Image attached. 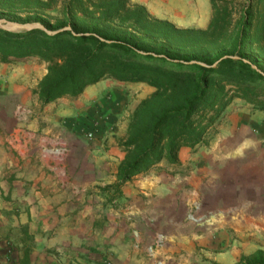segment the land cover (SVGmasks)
Listing matches in <instances>:
<instances>
[{
  "label": "crops",
  "instance_id": "obj_1",
  "mask_svg": "<svg viewBox=\"0 0 264 264\" xmlns=\"http://www.w3.org/2000/svg\"><path fill=\"white\" fill-rule=\"evenodd\" d=\"M133 1L158 17L177 21L164 12L159 0ZM206 11L208 16V5ZM47 72V63L38 57L0 61V258L4 264L23 260L25 254H17L23 247L30 249L32 264H155L143 250L131 247L133 226L147 233L153 218L169 236V243L156 254L165 253L168 264L240 260L241 240L229 238L227 250L215 252L210 248L220 242L211 239L214 230L180 222L187 185L203 193L208 168L202 162L190 175L152 168L137 174L120 193L105 189L118 181L126 155L122 143L135 108L154 87L106 77L78 96L67 94L43 103L36 91ZM58 139L69 146L64 162L42 151ZM189 151L190 147L181 148L179 166L190 164ZM245 211L231 221L232 227L244 228ZM23 230L30 242L21 237ZM199 245L206 247L200 250L207 254L196 253Z\"/></svg>",
  "mask_w": 264,
  "mask_h": 264
},
{
  "label": "trees",
  "instance_id": "obj_2",
  "mask_svg": "<svg viewBox=\"0 0 264 264\" xmlns=\"http://www.w3.org/2000/svg\"><path fill=\"white\" fill-rule=\"evenodd\" d=\"M210 2L208 26L185 28L131 0H0V18L40 23L0 27V61L46 62L43 103L106 77L154 87L135 108L118 181L105 187L120 193L162 161L180 163L182 147L206 142L235 99L264 110V0ZM235 264H264V248Z\"/></svg>",
  "mask_w": 264,
  "mask_h": 264
},
{
  "label": "rangeland",
  "instance_id": "obj_3",
  "mask_svg": "<svg viewBox=\"0 0 264 264\" xmlns=\"http://www.w3.org/2000/svg\"><path fill=\"white\" fill-rule=\"evenodd\" d=\"M159 1L163 5L164 12L166 14L171 13V16L177 19V21H171L180 27L206 28L210 22L212 16L210 0ZM207 5L210 10L208 16L207 11L205 12ZM149 12L153 14L151 11ZM0 20L18 23L22 26L18 29L13 28L14 31L25 29L34 23L40 25L38 22L22 23L5 18H0ZM144 89L142 88V90ZM187 155L190 162L187 166L181 167L179 166L181 163L171 164L164 160L161 162L162 164L159 163L152 167L156 171L166 170L181 176L190 175V172L200 162L208 168V171L205 170L206 175L203 179V193H199L198 189L187 185L186 206L182 217H180V222H189L194 224L196 228L214 230V237L211 239L220 242L219 245L210 248L215 252L227 250L229 238L242 241L241 257L251 255L258 248H264V110L255 108L241 99H235L215 121L207 135L206 142L190 147ZM151 169L142 173L147 174ZM196 205L199 206V209H196ZM243 210H246L244 215L246 220L243 222L245 226L242 230H238L232 227L230 223L235 219H240ZM193 211H197V214L202 217L199 222L189 217ZM149 226L150 231L147 233L138 226H133L131 229L133 238L131 247L136 250H143L148 258L155 261V264H158L157 261L160 259L168 264L167 258H164L165 253L160 254V256L156 255L162 248L154 256L147 253L146 246L153 241L159 232L164 233L167 237L165 246L169 243L168 233L161 228V224L156 218L150 219ZM135 230L139 231L142 240L140 248H136L134 245L136 241ZM150 235L151 237L148 239ZM21 237H25L29 242L31 240L25 230H23ZM203 248L206 249V247L199 245L196 253L207 254L200 250ZM17 251L20 256L25 254L24 247ZM12 256V258H17L16 253H12ZM18 259V262L7 264H23L21 263L22 257ZM0 264H4L2 257Z\"/></svg>",
  "mask_w": 264,
  "mask_h": 264
},
{
  "label": "built area",
  "instance_id": "obj_4",
  "mask_svg": "<svg viewBox=\"0 0 264 264\" xmlns=\"http://www.w3.org/2000/svg\"><path fill=\"white\" fill-rule=\"evenodd\" d=\"M88 135L93 136V133L89 132ZM42 151L45 155H55L56 157L59 158L61 162H64L67 159V156L69 154V146L64 141L58 139L53 145L43 146ZM196 209H199L198 205H196ZM189 217L198 222L202 219V217L197 214V211L191 212ZM134 236L136 237V241L134 245L136 248H140L142 246V240H141L140 233L138 230L134 231ZM166 240H167V237L164 233L162 232L157 233L155 237L153 238V241L146 246L147 253L151 256H154L159 249L165 246ZM157 263L165 264L164 260H161V259L158 260Z\"/></svg>",
  "mask_w": 264,
  "mask_h": 264
},
{
  "label": "water",
  "instance_id": "obj_5",
  "mask_svg": "<svg viewBox=\"0 0 264 264\" xmlns=\"http://www.w3.org/2000/svg\"><path fill=\"white\" fill-rule=\"evenodd\" d=\"M3 21L5 22V24L4 25L0 24V27L5 28V29L12 30L13 28L22 27L18 23L9 22V21H6V20H3ZM36 26H40V25L34 23V24H31V25L27 26L26 29H31V28H34Z\"/></svg>",
  "mask_w": 264,
  "mask_h": 264
},
{
  "label": "bare ground",
  "instance_id": "obj_6",
  "mask_svg": "<svg viewBox=\"0 0 264 264\" xmlns=\"http://www.w3.org/2000/svg\"><path fill=\"white\" fill-rule=\"evenodd\" d=\"M0 24H2V25H4L5 24V22L4 21H0ZM20 28V27H19ZM16 29V28H15ZM18 29V28H17Z\"/></svg>",
  "mask_w": 264,
  "mask_h": 264
}]
</instances>
